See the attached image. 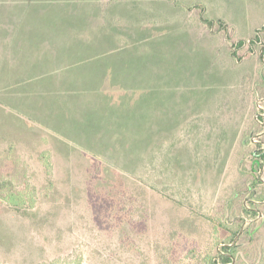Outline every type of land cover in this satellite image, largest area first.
I'll return each mask as SVG.
<instances>
[{
  "label": "rangeland",
  "instance_id": "obj_1",
  "mask_svg": "<svg viewBox=\"0 0 264 264\" xmlns=\"http://www.w3.org/2000/svg\"><path fill=\"white\" fill-rule=\"evenodd\" d=\"M93 1L0 19V38L45 17L34 40H93L58 74L73 88L0 89L3 113L25 118L0 129V264H223L227 246L233 264H264V165L252 179L248 152L264 150V37L249 43L264 0ZM87 9L97 21L80 22Z\"/></svg>",
  "mask_w": 264,
  "mask_h": 264
},
{
  "label": "crops",
  "instance_id": "obj_2",
  "mask_svg": "<svg viewBox=\"0 0 264 264\" xmlns=\"http://www.w3.org/2000/svg\"><path fill=\"white\" fill-rule=\"evenodd\" d=\"M70 1H77V3L80 4L82 0ZM35 2H37V0L1 1L0 5L8 6V11L6 13H1L0 19L11 18L14 22H16L15 25L18 26V24H20L22 20L26 19L29 16V8ZM10 10L12 11L9 13ZM89 11L90 9L86 10L88 16H85V18H80V22L85 23V21H87L88 23L90 21L92 23L94 22V20L97 21L96 14L94 13V15L90 16ZM88 17L90 18V20ZM47 19H45V17H42L41 19L35 21L38 31L34 34H30L28 36L24 34L23 37H18L12 29L11 33H8L0 38V89L20 90L25 93L21 94L20 96L26 94L30 96V90L62 89L64 88V85L62 83H64L65 81L63 82L59 80L60 77L58 74H60L65 69H67L65 70V72L68 73L66 74V78L68 77L69 73L71 74V71L69 70H75V72L77 73L78 69L76 67H80L79 64L81 63V60L88 58V55H91L89 51V48L91 47L81 46V41L83 39L89 40L91 41V43L93 42V40L84 35L85 32H71V34L73 35L62 39H38L39 41L34 40L36 38L45 37L43 34L48 29L47 24L49 23V20ZM53 21L54 19L52 20V22ZM91 25L90 29L91 31H93V24ZM105 27V30H110V32L107 36H105L104 34L102 35L104 39L112 41L114 39L113 35L115 34L112 31H115L114 28L116 27H113L111 25ZM81 53L84 55L82 56V58L80 57ZM66 81L69 82L72 80ZM95 82L97 83V81ZM69 88L73 87L64 89ZM11 97L12 98H10V101L7 103H16L20 107H22L21 105H23L24 107L26 105L29 106L26 100L17 98L12 94ZM2 108L4 111L5 107L0 103V129H3L4 125L5 127L10 126V124L6 123L4 117H7L10 121H14L16 117L24 118L21 113L18 114L7 112L6 114H4ZM41 120L44 121L42 118Z\"/></svg>",
  "mask_w": 264,
  "mask_h": 264
},
{
  "label": "trees",
  "instance_id": "obj_3",
  "mask_svg": "<svg viewBox=\"0 0 264 264\" xmlns=\"http://www.w3.org/2000/svg\"><path fill=\"white\" fill-rule=\"evenodd\" d=\"M219 24V33H221V31H227L226 29V24H223L221 22L218 23ZM224 33V32H223ZM226 34V33H225ZM262 37H264V26L261 27L260 29H257L255 34H254V38H251L249 43L251 44L252 48H254L256 46V44L258 43H262L261 39ZM260 42H259V41ZM244 46V42H238L236 44V49L240 48ZM236 57V55H235ZM261 59H264V54L260 55V61ZM264 117V116H263ZM251 146V147H250ZM249 156L251 158V173L249 174L251 176L252 179H254V173L256 172V170L261 167H263L264 165V150L261 149L262 146H254L251 142H249ZM242 174H244L242 172ZM245 175V174H244ZM259 178L256 177L255 181L254 180H248L249 184H253V183H260L259 182ZM250 190V188H249ZM245 192V191H244ZM242 193L241 195L243 196L245 193ZM25 194V193H24ZM25 196H23V194L21 196H13L10 201L8 202V204L14 208L15 210H21L20 208L23 205V198ZM244 213L246 214H253L252 211H248V209L246 208L245 205L242 206ZM241 228H242V224H240V228L239 230L235 231L234 237H238L239 234H241ZM253 230V224L251 226H249L248 228L245 229V231L243 232V234L240 236V239H242L243 237H246L247 233L251 234V231ZM234 240V239H233ZM232 240V242H233ZM217 259H219V262L223 263V264H233L234 263V257H233V247L232 246H227V247H223L221 249V251L218 253ZM215 264H218V262H214ZM34 264H49L48 262H45V260L43 261H38L35 262Z\"/></svg>",
  "mask_w": 264,
  "mask_h": 264
}]
</instances>
